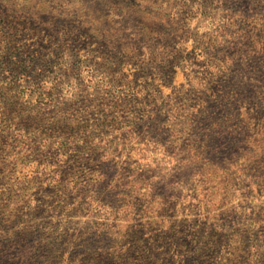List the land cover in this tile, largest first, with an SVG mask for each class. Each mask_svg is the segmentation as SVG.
Returning <instances> with one entry per match:
<instances>
[{
    "label": "rangeland",
    "instance_id": "374dc122",
    "mask_svg": "<svg viewBox=\"0 0 264 264\" xmlns=\"http://www.w3.org/2000/svg\"><path fill=\"white\" fill-rule=\"evenodd\" d=\"M0 264H264V0H0Z\"/></svg>",
    "mask_w": 264,
    "mask_h": 264
}]
</instances>
